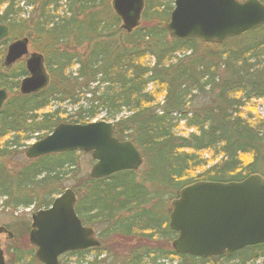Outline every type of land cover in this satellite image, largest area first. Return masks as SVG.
I'll return each mask as SVG.
<instances>
[{"label":"trees","instance_id":"trees-1","mask_svg":"<svg viewBox=\"0 0 264 264\" xmlns=\"http://www.w3.org/2000/svg\"><path fill=\"white\" fill-rule=\"evenodd\" d=\"M23 1L40 3L42 14L34 27L39 40L35 38L34 50L44 56L50 84L38 94L13 97L0 110L3 208L48 207L64 190V177L75 169V152L18 162L13 170L1 162L12 153L22 154L18 150L25 147L23 142L33 135L41 139L60 123L55 114L37 115L53 99L76 105V115L63 121L68 124H87L102 114L103 120L112 122L114 137L130 141L143 158L139 179L137 172L125 171L100 180L86 178L81 197L78 188L72 189L77 197L75 212L84 226H108L121 238L156 235L170 243L176 234L168 229L165 217L155 215L158 203L146 208L154 198L168 194L173 200L183 187L195 182H238L253 174L264 178V117H252L242 110L260 100L264 108V26L223 45L195 39L167 42L164 25L172 9L169 4H161L163 8L154 11L153 18L143 14L144 19L157 23L149 22L143 30L126 34L115 27L119 24L115 15L112 20L101 15L105 0ZM61 1L71 3L75 11L68 4V17L49 16L57 12ZM15 2L0 0V24L14 34L15 23H24L17 21L20 11ZM42 39L45 42L40 46ZM10 41L9 37L0 43V89L8 92L18 89L19 79L26 75L21 64L11 70L2 64ZM148 58L153 59L151 65L145 62ZM72 66H77L74 73L68 72ZM159 97L161 102L156 101ZM123 112L127 115L122 116ZM181 122L192 130L186 136L176 132ZM41 132L45 134L39 136ZM131 210L137 211L131 217L122 216ZM262 247H246L209 260L171 250H139L112 264H173L170 257L178 259L177 264H213L219 258L246 264L260 257L264 264ZM102 251L100 246L63 256L72 258L73 264H105L100 259ZM90 253L94 256L87 260ZM13 257V264H38L30 252L15 250Z\"/></svg>","mask_w":264,"mask_h":264},{"label":"water","instance_id":"water-1","mask_svg":"<svg viewBox=\"0 0 264 264\" xmlns=\"http://www.w3.org/2000/svg\"><path fill=\"white\" fill-rule=\"evenodd\" d=\"M144 0H111L120 29L131 33L139 26ZM264 26V4L259 0H174L165 30L172 40L195 39L222 45L228 39ZM9 29L0 24V41ZM23 38L7 47L3 64L9 67L28 54ZM28 76L19 94L38 93L48 85L43 56L31 53L25 62ZM8 92L0 89V110ZM90 154L94 164L89 178L98 180L124 171H137L143 163L137 148L113 136V125L97 121L85 125L58 124L50 134L31 144L27 160L67 152ZM75 195L70 189L58 195L50 207L31 216L29 243L40 264H58L69 252L100 246L91 228L75 213ZM168 228L176 233L171 248L177 255L199 259L229 256L245 247L264 244V178L258 174L238 182L201 181L183 187L171 202ZM7 233L0 227V235ZM8 237L12 235L7 233ZM0 264H5L0 244Z\"/></svg>","mask_w":264,"mask_h":264},{"label":"rangeland","instance_id":"rangeland-1","mask_svg":"<svg viewBox=\"0 0 264 264\" xmlns=\"http://www.w3.org/2000/svg\"><path fill=\"white\" fill-rule=\"evenodd\" d=\"M150 1V3H149ZM162 2V3H161ZM73 7V5H71V3H68L67 1H61L59 3V7L57 9V12H53L51 14V12L49 13L50 15H57V16H64V17H68V7L69 5ZM167 5L169 4L170 6L173 7V0H144V7L141 13V20H140V27L138 30H143L144 28H146L147 25H149L148 23L152 22V23H157V21L155 19H152L150 21H148L147 19H144L143 14L145 13V16H150L151 18H153L152 13L154 11L158 12V10L161 9L162 5ZM104 7L105 9L103 10V12L101 13V15L103 16V18L105 20H112V15L114 16V13L112 12V8H111V0H105L104 3ZM15 8L18 9L19 15L17 17V21H19V19H21L24 23L22 24V26H20V22H16V26L14 27L16 30V34H14L12 31L10 32V38L11 41L14 39H19L21 37H26L28 38V40L30 41V45H29V53H34L37 52L36 49L34 50V48L37 47V44L34 43L35 38H37L39 40V37L37 35V33L34 31V27H35V22L37 19L38 15H41V7H40V3L39 4H35V5H28L26 4L23 0H16L15 2ZM71 8V9H72ZM163 8V7H162ZM47 8H45L46 10ZM1 10H3V8H1ZM52 10L51 8H49V11ZM48 12V10H46ZM77 11V10H76ZM166 24V23H165ZM19 25V26H18ZM117 29H119V24L117 26H115ZM165 28V25H164ZM11 30V29H10ZM116 38L118 39V37L116 36ZM237 38V37H235ZM43 39H46L45 37ZM41 40V42L38 45H42L45 41ZM169 37L168 35L166 36V40L167 42L169 41ZM233 39V38H232ZM229 40V39H228ZM227 40V41H228ZM118 41H121L120 39H118ZM226 41V42H227ZM225 42V43H226ZM224 43V44H225ZM121 44V43H120ZM79 52H81V50H79ZM39 53V52H38ZM188 53L186 54H177L176 58H183L184 56H187ZM151 61L150 65L153 62V59L148 58L145 62L146 64H149V62ZM77 69V66H72L68 72L70 73H74L75 70ZM11 70V68H10ZM8 73V72H6ZM73 76V75H72ZM20 81V79H19ZM4 89V88H1ZM150 90H152L151 88H149ZM18 95V89H16L15 91L9 92L8 94V100L12 99L13 97ZM162 98L159 97L157 98V102H161ZM6 101V102H7ZM200 103L203 102L202 100L199 101ZM80 104H82L83 106L86 105L84 101H81ZM76 105H71V102L68 101H64V102H58V101H54L50 100L49 105L43 109L42 111H39L37 113V115L39 117H41L43 114H47L49 116H57V118H59V122L60 123H65L63 122L64 120H66L67 118L76 115ZM243 112H245L247 115L250 113L252 115V117H257V118H263L264 117V108H263V101H253L250 105V107H245L242 109ZM127 115V113L122 114V116ZM95 121H101L103 120V115H98L95 119ZM106 121V120H104ZM180 127L177 129V133L180 136H186L188 133H190L192 130L190 129H185L184 126V122H181ZM43 132L39 133V136H42ZM36 141L34 135L28 140L23 142V145H25V147L20 148L18 151L22 152V154L20 153H12L10 154V157H4L2 159V164L6 167V169H14L17 168L18 162H23L25 161L24 158V151L26 149L27 146H29L30 144L34 143ZM1 144V142H0ZM203 157L205 159L209 158L206 153L202 154ZM75 169L73 171L70 170V173L67 177H64L61 186L63 189L65 188H78V196L81 197L84 193L82 186L83 183L85 182L86 178L89 177V172L90 169L93 165V161L90 157V154H85L82 152H75ZM215 161L209 162L208 166H211L212 164H214ZM143 171V165L138 169L137 172V178L139 179V176L141 177V172ZM82 185V186H81ZM149 184H145V187L148 188ZM172 200V197H170L168 194H163V196H161V198H154L153 201L146 206V208H153L154 205L155 206V215L162 218L165 217L167 220L168 217V213L170 212L171 209V205L170 202ZM160 202V203H159ZM158 208V209H157ZM36 211V209L34 208V206H29V207H19L16 209H7V208H3L0 205V226L2 227H6L13 235L12 239H9L7 236H2L1 239V248L4 251V258H5V262L6 264H13V253L16 251L19 252H30L32 255H34V248L30 245L29 243V239H28V234H29V230H30V222H31V215ZM137 210H131L130 212H124V214H122L123 217L127 218V217H131L132 215H134V213H136ZM17 215V216H15ZM139 224H141L139 222ZM167 224V222L165 223ZM140 227L139 225H137V228ZM95 236L97 237V239L101 242V246L103 251L100 252L101 253V257L100 259H105L106 263L105 264H112L115 261H124L125 259H129L132 255V253L134 254L135 252L139 251V250H147V251H151V252H155L158 253V251H172L171 248V242L168 243L166 242L164 239H159L156 235L152 236V237H146V235L143 236H137L139 234H137L136 236L131 235L128 236L126 238H121V236H119L118 234H115L112 232L113 229L111 230V233L107 232L110 231L108 226H97V227H93L92 228ZM264 254V247H262L261 250ZM253 254V253H252ZM256 254V253H255ZM94 256L93 253H90L89 255H87V260H91L92 257ZM153 255H150V258ZM172 258V263L173 264H177L178 263V259H176L175 257H170ZM60 262L62 264H73V259L72 258H68L65 256H62L60 259ZM170 260V259H169ZM119 262V263H120ZM261 262V258L258 257V259H256L255 261L253 260H248L246 264H260ZM239 263V262H238ZM39 264V263H38ZM213 264H237V261H232V260H225V259H217L216 261H214Z\"/></svg>","mask_w":264,"mask_h":264},{"label":"flooded vegetation","instance_id":"flooded-vegetation-1","mask_svg":"<svg viewBox=\"0 0 264 264\" xmlns=\"http://www.w3.org/2000/svg\"><path fill=\"white\" fill-rule=\"evenodd\" d=\"M9 29H10V28H9ZM19 39H21V38H19ZM19 39H14V40L16 41V40H19ZM27 39H28V38H27ZM29 45H30V41L28 40V49H29ZM43 57H44V56H43ZM26 59H27V56H25V57L19 59L18 61H16L14 64H12V65L10 66V67H14L15 65H18V64H21V65L23 66L26 75L23 76V77H21V78H20V81H21L23 78H25V77L28 76V73H27L26 68H25V62H26ZM44 67H45V60H44ZM45 69H46V67H45ZM48 76H49V75H48ZM49 78H50V76H49ZM20 81H19V82H20ZM40 92H42V91H40ZM40 92H38V93H40ZM38 93H36V94H38ZM32 95H35V94H32ZM76 202H77V201H76ZM18 208H19V207H18ZM42 209H45V208H42ZM15 216H17V215H15ZM4 228L6 229L7 232L11 233L6 227H4ZM30 230H31V222H30ZM30 230H29V231H30ZM11 234H12V233H11ZM2 236H7V234L3 233V234L1 235V237H2ZM7 237H8V236H7ZM12 238H13V235H12Z\"/></svg>","mask_w":264,"mask_h":264}]
</instances>
